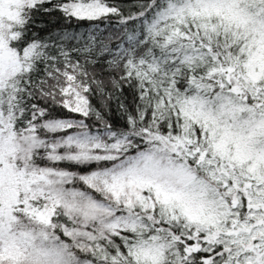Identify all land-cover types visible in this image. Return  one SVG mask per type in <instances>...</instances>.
Wrapping results in <instances>:
<instances>
[{"label":"snow or ice","instance_id":"snow-or-ice-1","mask_svg":"<svg viewBox=\"0 0 264 264\" xmlns=\"http://www.w3.org/2000/svg\"><path fill=\"white\" fill-rule=\"evenodd\" d=\"M0 264H264V0H0Z\"/></svg>","mask_w":264,"mask_h":264},{"label":"trees","instance_id":"trees-1","mask_svg":"<svg viewBox=\"0 0 264 264\" xmlns=\"http://www.w3.org/2000/svg\"><path fill=\"white\" fill-rule=\"evenodd\" d=\"M112 119H113L114 121H117V122H119V120H120V117L116 114L115 106H113Z\"/></svg>","mask_w":264,"mask_h":264}]
</instances>
